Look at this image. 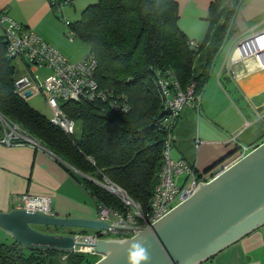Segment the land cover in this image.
<instances>
[{
	"label": "trees",
	"instance_id": "trees-1",
	"mask_svg": "<svg viewBox=\"0 0 264 264\" xmlns=\"http://www.w3.org/2000/svg\"><path fill=\"white\" fill-rule=\"evenodd\" d=\"M224 1L210 4L208 34L196 51L177 27L175 0H98L83 10L80 20L71 22L69 29L96 57L95 78L99 84L125 94L131 110L120 114L99 103H63V112L80 124L79 134L72 137L14 93L16 70L13 61L4 56V43L0 41L1 117L69 166L66 169L92 196L95 206L126 211L116 195L98 185L107 180L146 211L162 166L167 135L151 67L172 70L183 89L194 83L199 94L240 9V0H231L227 7ZM63 255L66 258L61 261ZM98 259L88 253L0 243V264H94Z\"/></svg>",
	"mask_w": 264,
	"mask_h": 264
},
{
	"label": "crops",
	"instance_id": "crops-1",
	"mask_svg": "<svg viewBox=\"0 0 264 264\" xmlns=\"http://www.w3.org/2000/svg\"><path fill=\"white\" fill-rule=\"evenodd\" d=\"M51 1L0 0V12L6 11L70 63H77L89 53V47L76 37L69 39L62 18L73 23L78 19L72 21V17L77 18L98 0H72L58 16L52 11ZM213 1L175 0L177 27L188 40L198 43L205 40L209 30L208 9ZM223 5L230 6L231 0ZM239 7L232 32L210 64L200 109L185 106L172 132V160L192 162L198 173L227 166L237 158L241 146L255 147L264 141V69H257L254 59L240 60L238 53L233 52L238 41L264 31V0H240ZM2 37L0 26V41ZM11 61L17 78L28 74L41 82L51 74L20 60ZM66 168L70 169L43 146L0 144V212L18 209L21 196L29 194L49 198L54 216L96 219L94 199ZM11 242L0 232V243ZM203 264H264V226Z\"/></svg>",
	"mask_w": 264,
	"mask_h": 264
},
{
	"label": "built area",
	"instance_id": "built-area-1",
	"mask_svg": "<svg viewBox=\"0 0 264 264\" xmlns=\"http://www.w3.org/2000/svg\"><path fill=\"white\" fill-rule=\"evenodd\" d=\"M70 4H72V0H52L50 2L53 13L57 16ZM62 20L68 30L67 36L69 39L74 38L73 32L69 29L71 22L67 18H62ZM0 26L3 29L4 53L8 60H20L27 63L29 67L46 69L51 72L41 82H36L28 74L16 78L14 93L22 99L27 91L31 92V96L42 94L45 104L50 110V123L59 127L67 136L75 135V122L63 112L61 108L63 103H99L116 113L127 114L130 112V102L125 94L118 93L110 86H102L96 80L97 59L92 53H88L77 63H70L55 47L31 29L12 19L6 11L0 12ZM188 45L194 51L200 47V43L190 40ZM233 52L238 53L240 60L254 59L257 69H264V31L253 33L238 41ZM232 64L233 61L230 58L229 65ZM151 71L152 84L159 95L161 114L167 135L164 139L163 162L149 199V208L142 211L140 205L135 203L120 187L107 180L105 184L97 183L116 195L124 204L126 211L118 212L102 204L96 205V219L106 222L108 229L89 234H74L75 240L84 245L93 244L99 238L132 236L139 229L157 221L177 204L190 197L200 182L212 180L228 166H218L210 171L198 173L192 162L173 161L170 158L172 132L180 113L187 105H192L199 110L202 91L196 94L194 83L183 89L175 74L168 68L151 67ZM0 124L2 125L1 145H27L41 148L38 141L22 131L19 126L7 122L1 115ZM252 148L241 146L239 155L232 163L243 158ZM179 179H182L180 183H178ZM20 202L18 209L52 216L49 198L24 194L21 196ZM72 253L96 255L92 248L85 246L74 247ZM65 258L66 255L61 256L62 260Z\"/></svg>",
	"mask_w": 264,
	"mask_h": 264
},
{
	"label": "water",
	"instance_id": "water-1",
	"mask_svg": "<svg viewBox=\"0 0 264 264\" xmlns=\"http://www.w3.org/2000/svg\"><path fill=\"white\" fill-rule=\"evenodd\" d=\"M31 95L27 91L24 99ZM40 226L108 229L97 219L23 209L0 212V232L23 248L72 253L74 247L85 246L99 256L94 264H203L264 226V141L130 237L99 238L84 245L74 234L46 233L36 229Z\"/></svg>",
	"mask_w": 264,
	"mask_h": 264
},
{
	"label": "rangeland",
	"instance_id": "rangeland-1",
	"mask_svg": "<svg viewBox=\"0 0 264 264\" xmlns=\"http://www.w3.org/2000/svg\"><path fill=\"white\" fill-rule=\"evenodd\" d=\"M81 18V15H78L77 18L76 17H72V21H75L77 20V22L80 20ZM76 22V21H75ZM74 23V22H73ZM88 54V53H87ZM86 54V55H87ZM85 55V56H86ZM36 69V68H35ZM33 69V71L35 70ZM22 71L20 70V73ZM26 103L33 109H35L36 111H38L41 115H43L44 117L48 118L50 117V110L48 108V106L45 104V98L42 94H35L31 97H29L28 99H25ZM79 131H80V124L79 123H75V135H78L79 134ZM170 154H171V159L172 157L174 156V151L171 150L170 148ZM182 179H179L178 180V183H180ZM42 230V232H46V233H69L70 231H72L73 229H69V228H55V227H46V226H40L38 227ZM76 231V230H75ZM80 231V230H79ZM78 231V232H79ZM87 232V231H86ZM88 232H91V231H88ZM1 244H4V243H1ZM6 244V243H5ZM96 254V253H95ZM96 257V259L99 258V256L96 254V255H93ZM92 259V258H91ZM62 261V259H60Z\"/></svg>",
	"mask_w": 264,
	"mask_h": 264
}]
</instances>
